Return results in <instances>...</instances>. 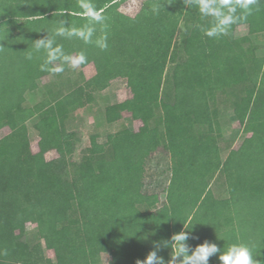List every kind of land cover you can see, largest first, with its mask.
<instances>
[{
  "label": "trees",
  "instance_id": "trees-1",
  "mask_svg": "<svg viewBox=\"0 0 264 264\" xmlns=\"http://www.w3.org/2000/svg\"><path fill=\"white\" fill-rule=\"evenodd\" d=\"M121 1L94 0L110 17L106 51L61 41L68 51L86 49L82 67L109 59L63 92L43 83L40 60L26 56L57 19L84 22L77 0H0V130L10 129L0 137V264H103L105 252L108 264H137L184 224L192 248L243 242L264 260V0L219 39L202 34L198 10L183 0H145L134 16ZM153 5L165 7L153 14ZM243 24L253 27L238 36ZM119 77L132 92L119 110L143 124L93 139L72 161L70 113ZM28 94L42 97L29 103ZM229 110L248 113L243 134L252 142L225 168L219 140ZM31 130L44 135L38 151ZM53 149L69 158L47 159ZM170 252L159 255L167 261ZM209 264H221L219 255Z\"/></svg>",
  "mask_w": 264,
  "mask_h": 264
},
{
  "label": "clouds",
  "instance_id": "clouds-1",
  "mask_svg": "<svg viewBox=\"0 0 264 264\" xmlns=\"http://www.w3.org/2000/svg\"><path fill=\"white\" fill-rule=\"evenodd\" d=\"M186 9L196 8L202 21L196 25L202 34L210 39H219L232 34V26L246 21L253 15L257 0H183ZM81 9L83 23L71 22L67 19H57L51 26L44 29L46 35L32 41L31 50L26 59H39V70L50 75L61 74L65 66L76 69L88 60L86 49L75 51L65 49L61 41H80L85 46H94L100 51L109 47L110 17L104 9L98 8L94 0H77ZM165 5H153L151 12L159 14ZM191 227L175 233L171 241L153 242V250L143 261L137 264H209L210 257L219 255L221 264H264V260L253 256L252 249L243 242L232 243L221 249L216 243L205 240L192 248L187 241L190 238ZM225 240L224 238H220ZM162 248H170V258L159 255ZM3 255H7L6 250Z\"/></svg>",
  "mask_w": 264,
  "mask_h": 264
},
{
  "label": "rangeland",
  "instance_id": "rangeland-1",
  "mask_svg": "<svg viewBox=\"0 0 264 264\" xmlns=\"http://www.w3.org/2000/svg\"><path fill=\"white\" fill-rule=\"evenodd\" d=\"M145 0H122L120 11L127 15L134 16L140 10ZM253 27L252 24H243L236 28L238 36L247 34ZM109 63L108 54L100 55L95 61L87 66H79L72 69L65 66V71L61 74L50 75L47 74L43 78V83L46 84H61L63 92H67L74 85L83 83L86 79L92 77L96 72ZM43 94V93H42ZM132 96L130 87L127 84L126 78L119 77L111 81L110 85L103 89L92 93V99L87 100L86 103L70 113L67 126L69 129L76 131L78 140L75 143V151L70 159L79 162L82 160L87 148L91 145V141L96 139L99 142H104L109 133H113L127 126L131 129L138 130L143 124L141 120L134 119L127 111H120L117 104ZM42 96L35 97L28 94L29 103L39 100ZM243 106L250 105L249 100L242 102ZM248 113L244 110H229L221 113L222 133L219 140L222 147L223 165L227 167V160L235 158L237 149L242 144H251V134H243L244 125L247 120ZM45 122V119H44ZM31 126V125H30ZM8 127L0 130V137L8 133ZM31 146L33 151H38L44 135L31 130L29 133ZM55 157L69 158L68 154L63 149H53L46 153L47 159ZM62 216V219H65ZM28 229H33L35 223L27 222ZM43 247L46 254L53 259L55 253L52 244L43 242ZM110 254L105 252L102 254V263L108 264L110 261Z\"/></svg>",
  "mask_w": 264,
  "mask_h": 264
}]
</instances>
